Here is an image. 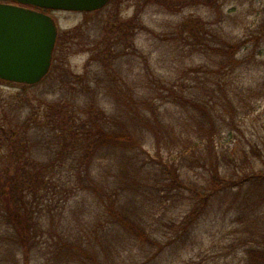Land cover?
<instances>
[{
    "label": "rangeland",
    "instance_id": "rangeland-1",
    "mask_svg": "<svg viewBox=\"0 0 264 264\" xmlns=\"http://www.w3.org/2000/svg\"><path fill=\"white\" fill-rule=\"evenodd\" d=\"M168 3L111 0L92 12L47 10L58 38H74L77 44L57 52V59L56 45L50 72L33 88L0 79V123L10 129L32 118L49 135L38 139L39 161L63 162L53 169L56 186L37 197L46 231L30 264H96L93 255L110 264H246L247 249L264 234V0ZM120 27L127 39L121 46L123 79L112 78L124 88L129 84L136 98L152 101L140 108L151 118L153 111L159 115V135L138 120V102L129 110L93 82L101 66L94 44ZM223 38L243 41L235 63L222 62L205 46L219 45ZM78 76L99 88L96 101L118 130L143 129L142 148L105 150L91 162L69 155V141L65 147L52 141L63 118L89 101ZM10 151L2 146L0 168L9 167ZM172 166L182 182H172ZM216 167L234 183L212 193ZM89 169L103 184L98 193L79 179ZM206 194L201 215L184 229ZM112 206L145 221L162 248L129 239L119 227L108 234L101 227L96 234L98 216L112 227ZM13 238L1 220L0 264H25ZM78 246L83 253L74 262Z\"/></svg>",
    "mask_w": 264,
    "mask_h": 264
},
{
    "label": "trees",
    "instance_id": "trees-1",
    "mask_svg": "<svg viewBox=\"0 0 264 264\" xmlns=\"http://www.w3.org/2000/svg\"><path fill=\"white\" fill-rule=\"evenodd\" d=\"M150 1H156L163 6H168V2L173 0ZM123 32L125 31L120 27L116 31H110L104 40L95 42L93 50L98 49V51H94V59L101 66L95 72V80L93 82H96L98 87L105 86L113 92L118 103L127 104L129 110H135L134 105L138 102V111H136L138 120L159 135V128L161 127L159 115L153 111V117L151 118L145 110L140 108L142 105H149L151 107L152 101L147 98L141 99L143 97L140 94L136 98L133 92L134 89L129 84H127V88H124L118 79L112 78L114 75L123 79L120 67L122 57L121 46L123 42H127ZM63 36L59 37L57 41L56 59L57 52L73 48V45L77 44L74 38L71 41L70 38L66 39ZM205 46L218 54L222 62L227 58L230 62L235 63L238 61V54L243 46V41L223 38L219 45L206 43ZM66 75L68 76V72ZM79 77L77 81L82 86L81 91L84 94H89V101L79 103L75 115H71L70 118H63L62 125L54 129L55 135L52 141L59 140L63 147L69 141L72 149L69 155L74 157L79 156L83 160L91 158V162L97 154L105 150L111 151L120 146L128 148L129 145L142 148L139 134L144 133L143 129L136 128L135 134H128L124 131L122 132V130H118L117 125H112V117L107 116L106 111L101 108L99 101H96L100 93L99 88H92L94 87L92 86L93 82L89 78L79 79ZM68 82L72 83V80ZM37 85L22 84L24 88H33ZM12 109H15V107ZM34 121L32 118H28L23 122L19 121L18 124L20 125L11 126L10 129L3 123H0V150L4 145L11 149L10 154H8L11 159V165L8 164L9 167L6 166V169L0 168V221L2 220V223L6 224L7 230L13 232L15 243L23 250L25 264H30L33 250L37 248L40 238L45 234L44 231H46V224L42 217L44 210L40 209V203L37 199L38 194L42 190L46 192L50 191L51 188L56 186L53 169L57 167L56 165H63V162L50 161L43 163L39 161L40 150L37 147L38 141L42 138L47 139L49 135L47 136L45 130ZM59 155H65L64 149L60 150ZM63 160H66V158ZM82 165H86V163ZM10 167H12V170ZM172 169V182L181 181L179 171L174 166H172ZM164 171H169V166ZM78 176L80 181L84 180L88 182L86 188L90 190L94 189L97 193L103 189L102 182L95 181L92 169L87 170L85 174L81 172ZM232 183H234L233 179L227 178L217 167L214 169L212 175V193L218 192L221 189H227ZM209 195L206 194L205 198H203L202 206L193 210L187 217L183 225L184 229L188 230V226L192 225L199 218ZM113 206L115 207L114 203ZM113 206L111 210H113L115 218L112 221V227L108 229L101 217L98 216V222L93 226L96 234L102 232L101 227L105 228L106 234L112 231L111 228L119 227L120 231L124 232L129 239H133L142 245L159 246L158 248H162V243L157 239L153 231L149 229L145 221L129 216L119 209L115 210ZM51 231H53V227H51ZM59 237L63 240L61 235ZM255 240L256 243L247 249L246 264H264V234L260 238H255ZM73 251L72 261H80L83 253L82 246H78ZM93 259L96 260V264H110L108 261L106 263L98 261L94 255Z\"/></svg>",
    "mask_w": 264,
    "mask_h": 264
},
{
    "label": "water",
    "instance_id": "water-1",
    "mask_svg": "<svg viewBox=\"0 0 264 264\" xmlns=\"http://www.w3.org/2000/svg\"><path fill=\"white\" fill-rule=\"evenodd\" d=\"M50 10L92 12L110 0H12ZM55 19L43 11L0 2V79L26 85L50 72L58 39Z\"/></svg>",
    "mask_w": 264,
    "mask_h": 264
},
{
    "label": "flooded vegetation",
    "instance_id": "flooded-vegetation-1",
    "mask_svg": "<svg viewBox=\"0 0 264 264\" xmlns=\"http://www.w3.org/2000/svg\"><path fill=\"white\" fill-rule=\"evenodd\" d=\"M6 3H10V4H14V5H20V6H25V7L30 8V9L38 10V9L33 8V7H31V6L23 5V4H20V3H18V2H14V1H12V0H6Z\"/></svg>",
    "mask_w": 264,
    "mask_h": 264
}]
</instances>
